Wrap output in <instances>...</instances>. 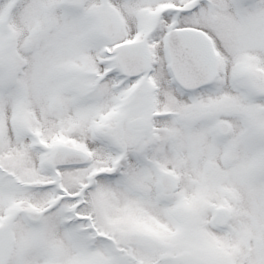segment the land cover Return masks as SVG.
<instances>
[{
  "label": "snow or ice",
  "instance_id": "snow-or-ice-1",
  "mask_svg": "<svg viewBox=\"0 0 264 264\" xmlns=\"http://www.w3.org/2000/svg\"><path fill=\"white\" fill-rule=\"evenodd\" d=\"M0 264H264V0H0Z\"/></svg>",
  "mask_w": 264,
  "mask_h": 264
}]
</instances>
